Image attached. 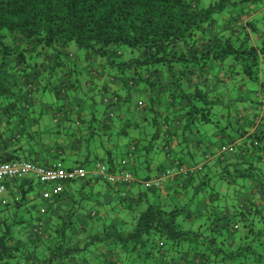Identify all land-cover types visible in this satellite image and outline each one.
Listing matches in <instances>:
<instances>
[{
    "label": "crops",
    "instance_id": "1",
    "mask_svg": "<svg viewBox=\"0 0 264 264\" xmlns=\"http://www.w3.org/2000/svg\"><path fill=\"white\" fill-rule=\"evenodd\" d=\"M263 9L260 5L255 12L259 26L252 34L253 41L264 36ZM99 63L97 58H78L70 64V70L57 69L48 89L41 87L38 77L31 78V90L23 83L25 89L13 90L8 108H0V161L11 156L44 168L81 167L86 171L84 179L65 183L59 195L48 199L43 194L53 185L33 180V188L26 194L29 186L21 180L6 182L2 196L6 204L0 206V235L12 225L15 239L26 244L10 264H37L62 221H70L73 241L81 245L101 235L112 220L129 221L147 202L186 206L184 226L188 229L199 228L205 222L201 220L208 217L220 219L217 222L231 236L237 235L234 241L231 236L227 238L235 251L240 238L247 234L244 220L236 221L238 210L257 206L264 215V87L245 76L233 78L232 60L212 62L208 73L217 80H209L206 90L212 91L221 81L226 86L220 94L223 104L214 108L216 126L197 123L183 135L179 124L170 126L169 135L160 131L154 136L153 128L146 123L150 119L149 105L157 107L160 118L174 117L178 108L176 103H166L172 92L170 77L164 71L148 83L130 86V81L112 80ZM43 64L49 69L52 62ZM47 71L42 70L43 74ZM110 96L117 97L118 102L107 104L105 99ZM137 107L139 112L135 111ZM235 141L240 145L234 151H220ZM251 142L260 143L258 154L248 152ZM145 159L150 161L148 166L144 165ZM122 161L126 162L123 167ZM98 163L112 173H130L131 185L107 184L96 175ZM197 165L203 167L194 175H178L155 194L147 192L146 179L157 178L167 170L176 172L179 166ZM249 222L255 228L254 234L261 231L259 238L264 239V221ZM36 224H40L41 236L33 232ZM98 251L86 255L94 260ZM184 253L194 255L192 263L200 264L195 253ZM109 256L119 262L116 253ZM242 264L263 263L249 260Z\"/></svg>",
    "mask_w": 264,
    "mask_h": 264
},
{
    "label": "trees",
    "instance_id": "2",
    "mask_svg": "<svg viewBox=\"0 0 264 264\" xmlns=\"http://www.w3.org/2000/svg\"><path fill=\"white\" fill-rule=\"evenodd\" d=\"M260 5L264 0H0V108H8L13 90L25 89L23 83L31 90V78L38 77L41 87L48 89L57 69L70 70L78 58H97L112 80H127L130 86L148 83L164 71L170 77L172 92L166 103L178 108L174 117L160 118L157 107L149 105L146 123L154 136L160 131L169 135L170 126L179 124L183 135L197 123L216 126L214 108L223 104L220 94L226 86L221 81L212 91L206 90L209 80H217L208 73L212 62L232 60L233 78L245 76L264 87V36L258 41L252 38L259 26L255 12ZM48 62L52 64L46 69L43 63ZM109 98L105 99L109 105L118 102L115 96ZM221 134H226L223 129ZM260 150L259 142H251L248 152ZM12 160L20 159L4 156L0 163ZM21 182L29 186L28 194L34 181ZM155 191L147 190L151 195ZM187 209L147 202L129 221L112 220L101 235L81 245L73 241L70 221H62L37 264L69 259L75 264H193L194 255L184 251L195 253L200 264L249 260L264 264L262 232L254 234L249 222L264 221L262 209L238 210L236 221L244 220L247 234L235 251L227 241L229 231L217 222L220 219L208 217L199 228H185ZM5 229L0 235V264H10L26 247L15 239L12 225ZM94 250L99 251L93 260L86 254ZM111 253L120 263L113 262Z\"/></svg>",
    "mask_w": 264,
    "mask_h": 264
},
{
    "label": "built area",
    "instance_id": "3",
    "mask_svg": "<svg viewBox=\"0 0 264 264\" xmlns=\"http://www.w3.org/2000/svg\"><path fill=\"white\" fill-rule=\"evenodd\" d=\"M240 144L235 141L233 144L224 145L221 148V152H232ZM123 167L126 162H120ZM202 165L189 166L188 168L178 167V170H167L157 178L148 179L144 182L147 189H159L164 184L172 181L176 176L181 174L194 175L196 172L202 169ZM86 175L85 169L79 167L72 170H63L57 167L44 168L35 165L31 162L23 160H12L10 162L0 163V206L6 204V201L2 199V195L6 191V182L13 180L31 179L44 185H53L51 191H46L43 194L44 199H48L52 195H59L63 191V185L68 182L84 179ZM96 175L107 184H121L125 187L131 185L133 177L130 173L125 171H118L112 173L103 163L96 165ZM43 213L44 210H41ZM33 232L37 236H41L40 224H36L33 228Z\"/></svg>",
    "mask_w": 264,
    "mask_h": 264
},
{
    "label": "rangeland",
    "instance_id": "4",
    "mask_svg": "<svg viewBox=\"0 0 264 264\" xmlns=\"http://www.w3.org/2000/svg\"><path fill=\"white\" fill-rule=\"evenodd\" d=\"M3 196V195H2Z\"/></svg>",
    "mask_w": 264,
    "mask_h": 264
}]
</instances>
